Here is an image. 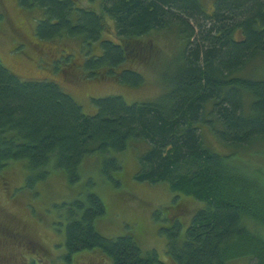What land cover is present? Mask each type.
<instances>
[{
	"label": "trees",
	"instance_id": "16d2710c",
	"mask_svg": "<svg viewBox=\"0 0 264 264\" xmlns=\"http://www.w3.org/2000/svg\"><path fill=\"white\" fill-rule=\"evenodd\" d=\"M99 2L96 12L79 0H18L21 7H37L44 14L32 33L34 46L66 37L80 39L81 52L85 45L89 53L98 44L100 53L87 54L80 64L72 62L66 49L56 59L72 72L78 67L80 78L88 80L143 86V76L126 65L150 60L147 36L176 35L184 46L162 75V93L133 103L107 96L93 101L95 110L86 116L53 81L21 79L0 62V173L10 163L22 162L28 184L47 180L51 171L76 184L82 180L83 161L93 156L94 178L119 188L120 155L144 146L132 180L166 184L175 194L163 208L170 223L166 251L173 264L241 259L264 264V73L248 72L252 63L260 67L264 61V0H214L208 11L201 0ZM105 33L116 40L103 37ZM204 130L225 152L205 145ZM85 184L79 197L57 206L65 221L60 263L95 253L106 264H159L155 252H142L136 234L111 239L99 234L96 224L107 210L89 189L95 181ZM182 197L201 204L189 219L177 204ZM0 230L7 248L0 264H46L47 251L23 226L0 216ZM12 244L20 253L12 254ZM24 250L30 255L26 262Z\"/></svg>",
	"mask_w": 264,
	"mask_h": 264
},
{
	"label": "rangeland",
	"instance_id": "374dc122",
	"mask_svg": "<svg viewBox=\"0 0 264 264\" xmlns=\"http://www.w3.org/2000/svg\"><path fill=\"white\" fill-rule=\"evenodd\" d=\"M213 2L214 0H201L203 9L210 10ZM79 3L84 8L89 7L100 12L99 0H79ZM19 4L18 0H0V13L4 17V21L0 23L1 64L9 72L24 80L53 81L66 96L81 107L86 116L95 110L93 101L107 96L122 97L127 103L156 99L163 91L160 80L166 73L167 65L172 69L174 64L172 65L170 60H174V57L177 56L179 59V52L184 46L181 39L169 32L153 33L147 36L145 41L151 45L150 60L146 63H135L133 66L126 65L143 76L144 84L139 88L119 85L110 78L95 80L80 78L78 67H75L72 72L65 64L56 60L62 59L60 50L66 49L71 52L74 57L72 62L76 65L80 64L89 53L99 54L98 44H92L89 53L86 52L85 45L81 52L80 39L73 40L66 37L53 38L51 41L41 42L39 47L34 46L36 41L32 33H34L35 26L43 21L44 14L37 7L26 8ZM112 32H114L113 27L108 33L112 34ZM108 33H105L103 37L116 40ZM53 53L55 55H52ZM58 65L60 66L57 67ZM64 71L69 76L67 80L64 78ZM248 72L250 75L259 77L260 73H264V61L260 67L257 61L252 63ZM205 133L206 130L202 133L205 145L221 153L225 152L224 148L218 146L217 140L210 133ZM145 149L144 146L131 147L120 155L122 173L119 178L121 179L119 188L107 181L103 183L94 178V176L97 177L98 170L95 168L96 158L93 156L83 161L79 171L82 180L76 184H70L64 173H54L53 171L47 180L28 184L24 163L12 162L0 173V212L2 213L0 216L11 221L17 228L23 226L29 237L33 240L37 239L40 246L47 251L48 255H44L46 264H61V256L62 259L65 257L64 244L61 241L62 233H64L62 226L65 225V221L58 216L60 210L57 206L61 203H69L79 197L78 193L87 189L85 183L92 179L96 185L89 189L99 196L107 210L103 219L96 224L99 234L108 239L127 233H131L133 236L136 234L140 239L141 250L144 254L155 252L159 264H173L166 251L168 239L166 230L169 229L170 223L165 218L166 214L163 208L173 202L175 194L170 192L166 184L147 185L132 180L137 168L136 156ZM244 159L255 163V159L250 156H246ZM26 186H33V189ZM178 201L180 203L177 204L183 206L182 214L188 219L195 210L201 207V204L194 203L186 197H182ZM250 228L253 232L254 227ZM256 231H259V234L263 233L258 228ZM183 234L184 229H182ZM5 245L0 239V253L7 252ZM10 247L15 249L12 250L13 255L20 253L16 245L12 244ZM24 252L25 258L22 261L26 262L30 255L25 250ZM2 257L0 255V261ZM20 259L22 258L20 257ZM71 264L106 263L99 255L86 253L76 257ZM228 264L252 263H248L247 259H241L240 261H230Z\"/></svg>",
	"mask_w": 264,
	"mask_h": 264
}]
</instances>
